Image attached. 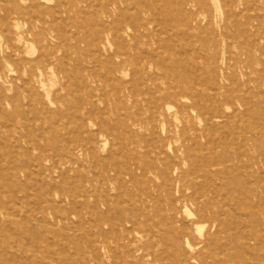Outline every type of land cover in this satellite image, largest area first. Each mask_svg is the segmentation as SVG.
<instances>
[{
    "label": "rangeland",
    "instance_id": "374dc122",
    "mask_svg": "<svg viewBox=\"0 0 264 264\" xmlns=\"http://www.w3.org/2000/svg\"><path fill=\"white\" fill-rule=\"evenodd\" d=\"M109 1L26 0L33 20L16 26L9 23L15 14L4 12L0 0V264H146L140 247L160 254L156 264H264V226L250 228V215L264 205V0H240L233 10L239 28L233 16L225 22L223 0H205L212 20L190 10L198 13L199 30L185 14L194 0H131L135 11L144 10L133 18L145 24L136 43L127 36L117 40L111 29L100 34L95 23ZM48 8L60 15L42 19L38 13ZM109 9L108 22L133 20L124 15L133 9L121 2ZM39 33L46 35L41 44L34 38ZM177 85L190 94L179 102L199 108L174 120L178 103H163V96ZM210 108L222 118L203 132ZM165 111L163 125L130 126ZM250 123L256 130L248 129ZM168 133L172 140L163 139ZM88 135L97 138L90 151ZM97 140L106 141L103 149ZM223 153L243 173L244 196L259 206L243 214L250 224L234 237L219 198L213 211L226 225L212 244L190 249L206 229L185 225L190 238H184L178 221L188 222L193 207L163 187L160 175L200 190L219 185L222 175L210 180L203 168L218 156L211 169L222 172L229 165L219 159ZM106 169L123 179L121 200L104 203L108 211L105 193L97 196ZM96 219L114 229L94 228ZM133 221L144 232L117 243L115 235L125 234L115 225L128 228ZM244 238L254 241L251 248Z\"/></svg>",
    "mask_w": 264,
    "mask_h": 264
},
{
    "label": "bare ground",
    "instance_id": "6f19581e",
    "mask_svg": "<svg viewBox=\"0 0 264 264\" xmlns=\"http://www.w3.org/2000/svg\"><path fill=\"white\" fill-rule=\"evenodd\" d=\"M32 1V0H31ZM188 1V0H187ZM224 1V9L222 11L221 14H223L225 22H229L232 20L233 22H235V18H238V14L236 15L235 12L233 11L235 8L239 9V5H241L240 0H223ZM26 0H4V2L2 3V7H3V11L6 13H14L15 17L13 18V21H8L10 24H16V26L19 23H24L25 25H28L31 20H33V18L31 16H29L28 12H30L28 10V8L25 5ZM66 2V1H65ZM121 2V4L124 5V7L126 8V10H132V14H127L124 11V15H126V17H131L132 19L135 17V13L137 14H141L144 12V10L138 9L135 11L136 8H133L134 5L131 2V0H110L108 5L104 4V6H102L99 9L100 14L98 15V20L96 21L95 25L101 27V31L100 34L105 33V30H110L113 32L115 38L118 40H123V37L127 36L130 40L135 41L134 43H136L137 40V35L139 36V34L145 30V24L139 23L137 21V19H133L131 22L129 23H124L121 20H117V21H113V22H108V19L112 16L111 14V10L109 9V7H115L116 5H118ZM157 2H160V0H157ZM34 4V3H33ZM34 6V5H33ZM183 6H189L188 2L183 1L182 2V7ZM215 8V7H214ZM194 9H198V10H202L203 13H206L205 15L207 16L206 18H209V21L212 20L214 18V16L212 15L210 9L207 7L205 0H194L193 3H191V6L189 7V9H185L186 11V15H187V19H189V24H191L192 26H194L196 30H199V24H200V20H198V13L197 12H191L190 10H194ZM188 10V11H187ZM127 12V11H126ZM241 12V11H240ZM87 13V12H86ZM202 13V14H203ZM122 11H120V15H122ZM39 16H41L42 19L46 18L47 16H50L51 18H56L58 15H60L59 11H57L56 9L53 8H48L46 9V12H40L38 13ZM248 17V16H247ZM260 17V16H259ZM105 19V20H104ZM99 21V23H98ZM24 25V26H25ZM190 25V26H191ZM235 27L239 28V25L237 22H235ZM247 27V26H245ZM250 30V29H249ZM27 32H31L30 30ZM96 34V33H95ZM99 35V33H97L95 35V37H97ZM160 35V34H159ZM44 33H39L37 35H35V40L37 43L41 44V41L43 42V40L45 39ZM113 36V37H114ZM191 37V36H190ZM252 41H257V37L256 35H252ZM248 38V37H247ZM159 39V37H158ZM212 39V37L210 38ZM160 40V39H159ZM213 40V39H212ZM31 47V46H30ZM12 50V49H11ZM10 51V50H9ZM113 51V50H112ZM13 54V53H12ZM245 55V54H244ZM9 56V55H8ZM78 66V65H77ZM9 67V66H8ZM78 68V67H77ZM117 69V66L113 67L110 71V73H115ZM68 75V74H67ZM69 76V75H68ZM84 82V81H83ZM221 93V90H219ZM27 92V91H26ZM255 93V92H254ZM18 94V93H17ZM79 94V93H78ZM189 96V90L183 86V85H177L176 90L173 91L171 94H165L163 96V103L169 102V103H178L177 106V111L175 112V114L173 116H171V118H174V120H178V117L180 115H185L187 116L188 114L190 115L191 113L197 112L198 108L195 106H185L183 104H181L179 102L180 97H185V96ZM218 94H216V98ZM215 97V96H214ZM222 97V95L220 96ZM239 101H242L243 98L240 96L238 97ZM186 101V100H185ZM247 104V103H246ZM45 105V104H44ZM160 106V105H159ZM45 108V107H44ZM168 110L171 109V106H169L167 108ZM218 109V108H217ZM245 109V108H244ZM204 111V110H203ZM167 111H165V113H158L156 116H153L150 118V121L147 122L146 124L141 122V123H135V121L131 122L130 126L134 127L135 125H144L143 128H146L147 130L149 129V127L153 128L154 124H165L167 122V116H166ZM204 113L206 114V118H205V126L203 128V132L204 131H208L210 129H212L214 127V120H221L222 116L220 115V111L218 110H212V108L208 109V111H204ZM149 118V117H148ZM63 119V118H62ZM74 123V122H73ZM260 123H261V129L262 132L264 133V119L261 120L260 119ZM128 126V128L130 127ZM256 125L255 124H249V128L250 130L255 129ZM111 130V129H110ZM161 130V129H160ZM163 130V129H162ZM161 130V131H162ZM256 130V129H255ZM34 131V130H33ZM82 131V130H81ZM80 131V132H81ZM85 131V129H84ZM180 131V130H179ZM76 132V131H75ZM100 132V131H99ZM83 133V132H82ZM163 133V132H161ZM178 135V134H176ZM172 135H170L169 133L167 135H164L163 139L165 140H172L173 137H171ZM179 136H180V132H179ZM203 136V135H202ZM97 139V138H95ZM93 136L88 135V143H87V151H90L91 149H93V147H96V144H93V141L95 140ZM162 139V140H163ZM60 141V140H59ZM208 141V140H207ZM248 141L250 140H246L245 143H248ZM254 141V139H253ZM105 142L106 141H96L98 148L99 149H103V147L105 146ZM193 142V141H192ZM2 144V143H1ZM206 145V144H205ZM169 145H167L168 147ZM23 149V148H22ZM57 149V148H56ZM162 149V147H161ZM168 149V148H167ZM15 150V149H14ZM153 150V149H152ZM170 150V149H169ZM8 152V151H7ZM23 152V151H22ZM27 152V151H26ZM68 153V152H67ZM19 154V153H18ZM29 154V153H28ZM66 155V154H65ZM9 157V156H8ZM242 157L241 156H237L234 159L236 161H240ZM253 158V157H252ZM67 159V158H66ZM103 159V158H102ZM217 157H213V161L212 163H210L208 166L205 165L206 168H203L205 171L206 176L211 180L214 179V177L217 175L219 176V174H221L220 176L222 177L223 181H219V185L214 184L213 186H211L210 188H206L204 190H200L199 188H197L196 186L194 187H189L188 185H186L185 183H183L181 181V179L177 176L175 179H171L169 178H164L162 175H160V179L162 180V185L163 187L168 188V191H171L173 188V192L177 193L179 195V199H184L186 204L190 207H193V211L189 214L190 219L188 222L186 221H178L180 222L181 225V232H183V236L184 238L188 239L190 238L189 234H187L184 231V226L190 224L191 226H196V227H200L201 229H206V233L205 235L202 236L201 239L194 241L193 243H188L187 246H189L188 248L190 249H199V248H206L208 246V244H212V240L214 237H216L219 234V231L221 230L222 227H224L226 225L225 220L224 219H220L219 214L215 213L213 211V208H219L218 206V201L219 198H223L225 199V206L228 208V211L226 213L225 216H229V219L231 218V220H227V223L230 222L231 226H229V228L226 230L231 236L237 237V234H241L240 233V227L243 226L242 224L247 223L250 224V222H253V224H250V228L252 230V232H255L257 226H259V224H262L264 226V205H262V207L260 208L259 211L254 212V215H250L251 217H253V221L250 222H246V220L244 219L243 214L245 212H247L248 214H250V210H254L256 208V203H253L252 200L247 199L244 196V187L242 186V180H241V176L243 175V173L241 174V172H239V167L238 165L234 167H232L231 165V161H233V157L229 156L228 154H221L219 159L221 160V162H223V164L229 162V165H225V167H223L222 172L219 171H214L211 169V165H214L217 163ZM15 160V159H14ZM160 160V159H159ZM187 161V160H186ZM241 164V163H240ZM103 165V164H102ZM256 166H259L258 163L254 164ZM253 165V166H254ZM13 166V165H12ZM224 166V165H223ZM264 166V164L262 165ZM72 167V166H71ZM240 168H243L240 166ZM92 169V168H91ZM215 169V168H214ZM245 169V167H244ZM251 169V168H249ZM217 172V173H216ZM245 172V171H244ZM101 173V172H100ZM99 173V174H100ZM174 174V173H173ZM130 176H132L131 173H129ZM129 176V177H130ZM100 177V176H99ZM162 177V178H161ZM122 176L120 173L112 170V169H106L105 172L101 175V178L98 180L99 184H98V197H100V194H104L105 193V200L102 202V205L105 206L106 203L108 202H112L114 204H118L121 200V193H120V189L118 187V185L122 186ZM173 182L176 184H174L173 186ZM58 185V184H57ZM116 187V188H115ZM114 191V192H113ZM254 191V190H253ZM113 192V194H112ZM76 195V194H75ZM26 196V195H25ZM24 196V197H25ZM70 196V195H69ZM124 198V197H123ZM204 202H202V199H204ZM12 199V198H11ZM120 199V200H119ZM159 199V198H158ZM13 200V199H12ZM174 200V199H173ZM15 201V200H13ZM28 201V200H27ZM26 201V202H27ZM96 201V200H95ZM12 202V201H11ZM69 202V201H68ZM18 203V201H17ZM82 203V202H81ZM96 203V202H95ZM105 203V204H104ZM12 204V203H11ZM10 204V205H11ZM16 204V203H15ZM14 204V205H15ZM78 204V203H77ZM160 204V203H159ZM87 206V204H86ZM259 206V205H258ZM64 207V206H63ZM88 207V206H87ZM93 207V206H92ZM5 208V207H4ZM31 208V207H30ZM85 208V207H84ZM90 208V207H89ZM105 210L108 211V206H105ZM11 209V208H10ZM27 209V208H26ZM36 209V208H35ZM9 210V209H8ZM16 210V209H15ZM25 210V208H24ZM92 210V209H90ZM6 211V210H5ZM27 211V210H25ZM29 211V210H28ZM116 212V211H115ZM142 213V212H141ZM92 214V213H91ZM118 214V211L116 213V215ZM42 215V214H41ZM76 215V213H75ZM7 216V215H5ZM13 217V215H12ZM188 217V216H187ZM240 217V220H239ZM7 218V217H6ZM45 218V217H43ZM42 218V219H43ZM57 218V217H56ZM96 218V217H95ZM37 219V218H36ZM47 219V218H46ZM124 219V218H123ZM38 220V219H37ZM97 220V219H96ZM127 220V219H126ZM48 221V220H47ZM40 222V221H39ZM38 222V223H39ZM78 222V221H77ZM129 222V221H127ZM263 222V223H261ZM47 223V222H46ZM49 223V222H48ZM152 224V223H151ZM54 225V224H53ZM53 225H51V227H53ZM16 226V225H15ZM117 228L121 229V231L125 234L124 238L122 235L120 234H116L115 235V240L117 241V243H121L123 241H127L128 240V235H130L133 232H136V234H140L141 232H144L143 228H138L137 222L131 223V226L124 227V224L122 222H120L117 226V224L115 225ZM235 226V227H234ZM238 226V228H237ZM5 227V226H4ZM103 227H108L109 230L108 232H111L112 229H114L113 225H110L107 221H102V220H97L94 222V228L96 229H101ZM20 228V227H19ZM64 228V227H63ZM184 228V229H183ZM228 228V227H227ZM142 229V230H139ZM61 230H63L61 228ZM92 230V229H91ZM43 231V230H42ZM54 231V230H53ZM140 231V232H139ZM92 232V231H91ZM43 233V232H42ZM213 233V234H212ZM16 235V234H15ZM29 235V234H28ZM41 235V234H40ZM55 238V237H54ZM183 239V238H182ZM245 239V238H244ZM35 240V239H34ZM43 240V239H42ZM92 240V239H91ZM27 241V240H26ZM40 242V239L37 240ZM154 241V240H153ZM15 242V241H14ZM43 242V241H42ZM93 242V241H92ZM244 245L245 248H251V245L254 244L253 240L250 239H245L244 241ZM252 243V244H251ZM14 246V243H12ZM35 247V246H34ZM39 247V246H38ZM37 247V248H38ZM41 247V246H40ZM39 247V248H40ZM49 247V246H46ZM43 248L44 250L46 249ZM50 248V247H49ZM60 248V247H59ZM141 251H142V258H148L149 262L146 264H156L159 261V256L158 255H153L148 247H140ZM100 249V248H99ZM28 250V249H27ZM31 250V249H30ZM159 250V249H158ZM14 251V250H13ZM29 251V250H28ZM38 251V250H37ZM34 252V250H33ZM45 252V251H43ZM48 252V249H47ZM50 252V250H49ZM36 253V252H35ZM39 253V252H38ZM219 253V251H218ZM46 256V253H44ZM51 254V253H48ZM250 254V253H249ZM248 254V255H249ZM43 255V254H41ZM124 255V254H123ZM40 256V254H39ZM166 256V255H165ZM220 256V255H219ZM247 257V256H246ZM39 259V258H38ZM43 259V258H42ZM61 260V258H59ZM59 260V261H60ZM69 260V259H67ZM9 261V260H8ZM58 261V262H59ZM191 261V260H190ZM51 262V261H50ZM200 263V262H199ZM249 263V262H248ZM35 264V263H34ZM47 264V262H46Z\"/></svg>",
    "mask_w": 264,
    "mask_h": 264
}]
</instances>
